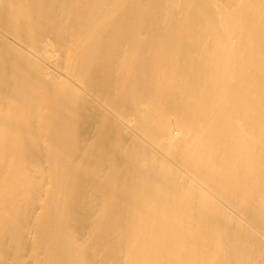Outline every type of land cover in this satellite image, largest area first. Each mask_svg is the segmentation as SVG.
<instances>
[{"label":"bare ground","instance_id":"obj_1","mask_svg":"<svg viewBox=\"0 0 264 264\" xmlns=\"http://www.w3.org/2000/svg\"><path fill=\"white\" fill-rule=\"evenodd\" d=\"M0 264H264V0H0Z\"/></svg>","mask_w":264,"mask_h":264}]
</instances>
